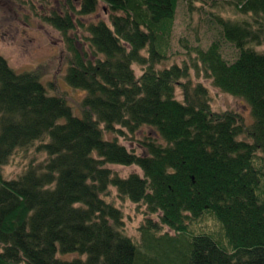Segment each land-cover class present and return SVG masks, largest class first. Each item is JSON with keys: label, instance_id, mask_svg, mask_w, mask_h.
<instances>
[{"label": "trees", "instance_id": "16d2710c", "mask_svg": "<svg viewBox=\"0 0 264 264\" xmlns=\"http://www.w3.org/2000/svg\"><path fill=\"white\" fill-rule=\"evenodd\" d=\"M179 1L192 3L81 0L44 17L65 36L67 83L86 93L82 117L66 94L50 93L39 72L18 73L0 54V264H140L151 260L155 241L187 246L178 264H264V52L257 50L264 45V0H207L236 15L215 16L238 51L232 62L215 41L193 49L191 64L161 68ZM101 3L112 11L111 25L90 24L83 49L70 34L85 26L75 15L94 14ZM193 72L244 100L253 122L215 112ZM145 126L160 140L142 141V154L105 136ZM31 150L47 158L6 179L5 167ZM109 165L142 174L124 178ZM113 189L159 217L140 229L142 245L126 234ZM207 214L230 250L211 233L191 234L190 222Z\"/></svg>", "mask_w": 264, "mask_h": 264}, {"label": "rangeland", "instance_id": "374dc122", "mask_svg": "<svg viewBox=\"0 0 264 264\" xmlns=\"http://www.w3.org/2000/svg\"><path fill=\"white\" fill-rule=\"evenodd\" d=\"M81 0H0V54L4 56L12 68L18 73L37 71L42 76L43 83L47 86L52 95L63 92L70 99V105L74 107L76 115L82 117L80 103L83 101L86 93L76 90L67 83V74L69 72L71 62V52L64 34L57 30L54 26L45 22L44 17L49 16L52 11H65L66 5L71 2L76 3ZM192 3L179 1L172 32L169 37L166 53L168 58L160 66L161 68H169L173 65L184 66L191 64L193 53L192 50L201 48L206 50L213 42L220 44L223 57L232 62L238 51L228 42L222 35L220 27L217 23L216 15L222 17H236L235 13L227 8L213 7L207 0H191ZM112 11L104 3H101L97 12L88 16L75 15L85 26L78 27L74 32L70 33L76 36L79 45L83 49L86 47V38L88 37L87 27L98 21H105L110 24L109 17ZM258 51L264 52V45L257 48ZM192 55V56H191ZM137 74L141 75L139 66H135ZM193 81L195 84H204L210 92L211 106L215 112L234 111L244 116L246 122L251 124L253 118L251 116L250 107L247 103L235 96L226 94L214 87L210 80L198 77L193 72ZM54 83L56 88H52ZM182 91H178V99H182ZM124 134L108 133V140H118L121 144L128 147L129 150H135L138 154L144 151L140 147L142 141L148 137L159 139L155 129L145 126L137 134H131L123 130ZM160 140V139H159ZM35 150L29 152L19 151L14 159L4 169L6 179H15L22 174L29 162L38 157L39 162L44 161L47 155L35 154ZM264 162V155L260 157ZM119 176L128 178L135 173H141L142 170L136 166H119L109 165ZM116 189H113V197L111 201L124 211L125 214V232L137 243L143 244V236L140 229L147 224L148 219L159 222L158 216L150 215L147 208L137 205L130 201H124L118 198ZM191 234H209L213 235L222 246L229 249L228 243L222 234V226L216 218L207 214L197 221L190 222ZM176 235L169 229H165L163 234ZM187 238V237H186ZM187 241V240H186ZM151 260L145 258L140 264H178L181 258V250H186L187 246L181 243L178 247L165 241H155ZM230 250V249H229ZM141 253L144 249L140 250ZM177 254L179 258L177 257ZM77 256H67L72 259Z\"/></svg>", "mask_w": 264, "mask_h": 264}]
</instances>
